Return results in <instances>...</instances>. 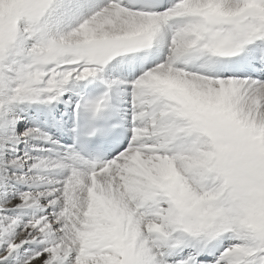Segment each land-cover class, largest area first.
<instances>
[{
	"label": "snow or ice",
	"instance_id": "6c2138e0",
	"mask_svg": "<svg viewBox=\"0 0 264 264\" xmlns=\"http://www.w3.org/2000/svg\"><path fill=\"white\" fill-rule=\"evenodd\" d=\"M0 264H264V0H0Z\"/></svg>",
	"mask_w": 264,
	"mask_h": 264
}]
</instances>
